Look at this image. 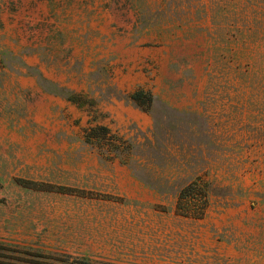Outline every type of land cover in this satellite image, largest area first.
Wrapping results in <instances>:
<instances>
[{
    "label": "rangeland",
    "instance_id": "obj_1",
    "mask_svg": "<svg viewBox=\"0 0 264 264\" xmlns=\"http://www.w3.org/2000/svg\"><path fill=\"white\" fill-rule=\"evenodd\" d=\"M116 88L161 99L155 187L85 141L95 125L152 137ZM197 177L203 217L178 207ZM84 257L264 264V0H0V264Z\"/></svg>",
    "mask_w": 264,
    "mask_h": 264
},
{
    "label": "trees",
    "instance_id": "obj_2",
    "mask_svg": "<svg viewBox=\"0 0 264 264\" xmlns=\"http://www.w3.org/2000/svg\"><path fill=\"white\" fill-rule=\"evenodd\" d=\"M37 83L42 89L50 94L60 96L68 102L75 104L79 108L90 106L87 94L84 92H78L66 86L44 77H38ZM114 97L118 99L126 98L133 106L140 108L150 113L154 120V130L152 131V137H147L144 143L138 140V137L131 136L125 138L118 134L111 135V128L107 125H95L87 127L85 132L86 142H96L100 144V148L104 149L107 146L106 142H109L108 148L106 147L107 154L111 158L119 159L122 163L129 166L133 175L150 186H157V179L150 164L153 163L154 153L161 149V130L162 125L160 119L164 115H159L156 112L157 106L160 104L161 99L157 94L151 90L144 88H138L130 93H127L124 97L123 91L118 88L115 89ZM92 101V99H91ZM168 109V107H167ZM175 113L178 112L176 109ZM167 113H169L167 111ZM108 135L111 137L108 138ZM94 140V141H93ZM213 191L211 182L205 181L202 177H197L195 181L189 183L179 190V203L178 207L186 212V215L193 217H203L206 214L210 194ZM71 264H119L115 262H102L94 261L89 257L75 258ZM127 264V263H122Z\"/></svg>",
    "mask_w": 264,
    "mask_h": 264
}]
</instances>
